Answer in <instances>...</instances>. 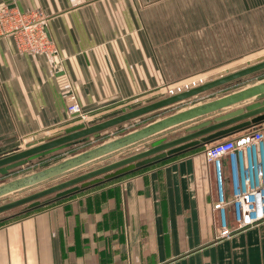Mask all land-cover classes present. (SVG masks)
I'll list each match as a JSON object with an SVG mask.
<instances>
[{"label": "crops", "instance_id": "0c3cea01", "mask_svg": "<svg viewBox=\"0 0 264 264\" xmlns=\"http://www.w3.org/2000/svg\"><path fill=\"white\" fill-rule=\"evenodd\" d=\"M2 2L46 17L60 61L17 52L0 36V156L81 122L66 113L70 93L91 125L160 88L203 78L206 64L264 55V0ZM243 77L161 108L173 111L154 119L264 79L237 84ZM242 133L226 137L241 141ZM204 147L0 218V264H264V223L217 236Z\"/></svg>", "mask_w": 264, "mask_h": 264}, {"label": "water", "instance_id": "95a60500", "mask_svg": "<svg viewBox=\"0 0 264 264\" xmlns=\"http://www.w3.org/2000/svg\"><path fill=\"white\" fill-rule=\"evenodd\" d=\"M264 69V55L246 61L244 65L225 69L215 76L176 87L170 94L91 125L78 122L62 132L44 136L25 143L23 149L0 156V176L9 170L26 164L77 142L96 137L101 131L114 127L144 114L178 103L219 85L239 79ZM211 119L201 118L229 107L237 106ZM193 122L182 134L165 139L152 140L143 149L120 157L106 164L78 173L27 195L0 204V213L22 206L23 210L54 202L75 192L120 177L133 170L169 156L208 145L264 122V79L226 93L222 96L182 107L172 113L156 118L140 127L109 138L101 143L64 157L38 170L0 182V197L37 185L60 176L105 155L154 138L167 129Z\"/></svg>", "mask_w": 264, "mask_h": 264}, {"label": "built area", "instance_id": "2783aa9c", "mask_svg": "<svg viewBox=\"0 0 264 264\" xmlns=\"http://www.w3.org/2000/svg\"><path fill=\"white\" fill-rule=\"evenodd\" d=\"M9 36L17 52L43 54L58 64L46 17L37 9L20 12L0 3V36ZM69 117L87 125L72 93L65 104ZM242 140L224 137L205 145L202 154L212 168L216 234L229 238L234 230L264 223V123L243 130ZM233 226V227H232Z\"/></svg>", "mask_w": 264, "mask_h": 264}, {"label": "rangeland", "instance_id": "374dc122", "mask_svg": "<svg viewBox=\"0 0 264 264\" xmlns=\"http://www.w3.org/2000/svg\"><path fill=\"white\" fill-rule=\"evenodd\" d=\"M240 59L244 58V57H239ZM250 61V60H248ZM246 62V61H245ZM245 62H232V63H214V64H206V65H209L205 68H202V70H200L199 74L204 78H207V77H212V76H215L217 75L218 73H220L221 71H224L225 69H231L233 67H238L240 65H244ZM264 76V69H261L257 72H254L250 75H247V76H244L242 78V81H239L237 82V84H240V83H250L252 81H255L256 79L260 78V77H263ZM192 81V80H191ZM185 83V82H184ZM188 84V83H187ZM181 86H184V85H181ZM176 87H180V86H176ZM176 87L174 88H160L159 90H156L154 91L151 95H149L148 97H146L145 99L141 100V101H137L135 103H133L134 107L137 106L138 104H147V103H150L152 101H155V100H158L160 98H163L167 95L170 94V91H172L173 89H175ZM181 104L183 103H180L174 107H179L181 106ZM173 108V107H172ZM170 111H173V109H159V110H156V111H153V113L150 115H148V117H142L144 119H136L135 121L132 119V120H128L124 123H121L119 125H116L114 127H110L108 129H105L104 131H101L99 133L98 136L96 137H89L86 141H83V142H77L75 144H72V145H69L67 147H64V148H61V149H58L57 151H54L52 153H49L47 155H44L40 158H35V159H32L30 161H28L26 164H23L21 166H18L14 169H11L7 175H4V176H0V182H3V181H6V180H9L11 178H14V177H17V176H20V175H23V174H26V173H29V172H32V171H35V170H38L42 167H45L49 164H52L64 157H67L69 155H72L74 153H77L81 150H84L86 148H89L91 146H94V145H97L99 143H101L102 141H105L109 138H112L114 136H118L120 134H123L127 131H130L134 128H137V127H140L142 125H144L145 123H147L146 121H151L152 119H154L155 117H158L164 113H167V112H170ZM125 112V111H124ZM183 131V129H182ZM179 131H171V132H165V133H161L163 136H166V137H169V136H172V135H176L178 134ZM160 134V135H161ZM145 146V143L142 142V143H139V144H135V145H132V146H129L127 148H124V149H121L119 151H116V152H113L111 154H108V155H105L103 157H100L96 160H93L91 162H88L80 167H77L75 169H72L70 171H67L66 173L60 175V176H57V177H54L52 179H49V180H46L44 182H41L37 185H34V186H31V187H28V188H25V189H21V190H18L12 194H8L6 196H3V197H0V204L1 203H4V202H7V201H10V200H13L15 198H18V197H21V196H24V195H27L31 192H34L36 190H39L43 187H46V186H49L53 183H56L58 181H61L63 179H66V178H69L71 176H74L78 173H81V172H84V171H87L89 169H92V168H95L97 166H100V165H103V164H106L108 162H111L113 160H116L120 157H123L124 155H127L129 154L130 152H133V151H137V150H140L142 149L143 147ZM24 147V144L23 146L21 147H17V150H20V148L22 149ZM15 151V150H14ZM13 151V152H14ZM9 153H12V152H9ZM23 207L22 206H19V207H16V208H13V209H10V210H7L5 212H2L0 213V218L2 217H11L13 215H16L18 213H20L21 210Z\"/></svg>", "mask_w": 264, "mask_h": 264}, {"label": "trees", "instance_id": "16d2710c", "mask_svg": "<svg viewBox=\"0 0 264 264\" xmlns=\"http://www.w3.org/2000/svg\"><path fill=\"white\" fill-rule=\"evenodd\" d=\"M202 146H200V147H196V148H193V149H197V148H201ZM193 149H190V150H193ZM166 159H168V158H165V159H161L162 161H164V160H166ZM146 166H148V165H146ZM146 166H143V167H141V168H144V167H146ZM141 168H138V169H136V170H133V171H131V172H134V171H137V170H139V169H141ZM131 172H129V173H131ZM129 173H126V174H129ZM125 174V175H126ZM118 178V177H117ZM114 179H116V178H114ZM112 180V179H111ZM67 197V196H66ZM62 199V198H61ZM58 200H60V199H58ZM55 201H57V200H55ZM50 204V203H49ZM40 208V206L39 207H36V208H33V209H31V210H26V211H24L23 213H28V212H30V211H32V210H36V209H39ZM14 216H16V215H14Z\"/></svg>", "mask_w": 264, "mask_h": 264}]
</instances>
